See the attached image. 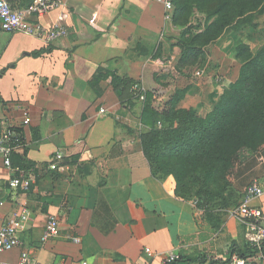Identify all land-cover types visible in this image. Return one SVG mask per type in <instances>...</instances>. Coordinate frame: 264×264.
<instances>
[{
    "label": "crops",
    "instance_id": "1",
    "mask_svg": "<svg viewBox=\"0 0 264 264\" xmlns=\"http://www.w3.org/2000/svg\"><path fill=\"white\" fill-rule=\"evenodd\" d=\"M63 1L39 17L47 27L62 24L69 31L50 44L49 53L34 56L49 45L0 25V132L2 122L20 129L27 166H33H19L23 149L12 155L13 166L32 180L15 197L11 170L0 155V227L15 211L29 210L18 229L22 244L0 253V264H19L24 251L30 264H167L170 252L194 259L180 264H225L242 257L235 249L246 253L247 264H261L244 224L230 213L235 205L216 213L222 220L217 230L203 231L194 204L173 196L153 175L143 156L144 102L130 90L119 96L113 84L114 74L140 82L154 93L159 110L161 100L181 89L178 107L205 117L239 76L235 48L241 34L227 29L208 46L203 67L178 71L181 27L167 18L162 2ZM227 63H237V72L222 81L208 77L211 67L228 72ZM198 70L205 73L198 76ZM58 151L64 161L54 170L50 163ZM255 179L264 186V146L231 175L233 204ZM251 204L264 212V195ZM53 214L59 233L45 240Z\"/></svg>",
    "mask_w": 264,
    "mask_h": 264
},
{
    "label": "trees",
    "instance_id": "2",
    "mask_svg": "<svg viewBox=\"0 0 264 264\" xmlns=\"http://www.w3.org/2000/svg\"><path fill=\"white\" fill-rule=\"evenodd\" d=\"M21 1L14 6L25 7L33 2ZM173 2L172 21L184 27L178 40L181 48L178 71L203 67L208 46L227 29L252 37L258 29L256 15L264 13V0ZM199 18H203L204 23ZM51 50L49 45L33 55L38 57ZM235 58L241 63L238 78L224 90L205 117L198 116L194 110L178 107L185 94L181 89L162 110L153 105L154 93L144 92V160L173 196L194 204V217L203 231L216 230L222 224L220 217L209 209L211 203H217L221 209L239 204L231 200L230 177L239 165L255 157L264 146V45L253 53L250 43L243 40L235 48ZM135 83L137 81L130 78L113 75L119 96L130 90L132 97L139 98L132 90ZM18 153L19 166L33 168L27 166L24 148ZM235 251L245 257L242 249ZM186 259L194 260L180 255L179 259L167 264H180Z\"/></svg>",
    "mask_w": 264,
    "mask_h": 264
},
{
    "label": "built area",
    "instance_id": "3",
    "mask_svg": "<svg viewBox=\"0 0 264 264\" xmlns=\"http://www.w3.org/2000/svg\"><path fill=\"white\" fill-rule=\"evenodd\" d=\"M162 2L167 9V18L172 19L174 10L173 0H157ZM64 5L63 0H33L31 4L25 7H17L10 0H0V25L8 33L21 32L28 36L35 37L50 45L57 40L69 35L68 28L62 24L47 27L39 21V17L49 11L60 8ZM205 70H198L196 74L202 76ZM132 90L139 96V99H146L145 89L140 82L133 85ZM104 111V109H101ZM31 118L28 113H24L23 124L28 125ZM3 129L0 132V155L3 157L5 166L11 170L10 187L13 195L18 196L19 190L28 191L32 186V180L25 171L20 170L12 164V155L25 147L23 135L16 126H8L2 122ZM64 161V154L58 151L54 160L50 163L51 169H61L60 164ZM23 173V174H22ZM264 195V186L255 179L246 187L242 201L231 209V215L242 222L246 228L245 237L247 242L254 247L258 253L261 264H264V212L255 206L251 201ZM29 219V210L23 209L15 211L8 221L0 227V253L13 249L22 244L18 235V229L22 223ZM59 233V220L56 215H50L49 222L44 234V239L49 240ZM180 255L170 252L165 255V262L177 260ZM244 257L233 256L225 264H247ZM19 264H30L29 253L24 251ZM76 264H89L87 260Z\"/></svg>",
    "mask_w": 264,
    "mask_h": 264
},
{
    "label": "rangeland",
    "instance_id": "4",
    "mask_svg": "<svg viewBox=\"0 0 264 264\" xmlns=\"http://www.w3.org/2000/svg\"><path fill=\"white\" fill-rule=\"evenodd\" d=\"M198 19V18H197ZM256 22L258 23V29L256 31V33L253 34L252 37H248L246 34H241V38H243L244 40H246L248 43H250L253 51L255 52L256 50H258L260 47H262L264 45V13L261 14H257L256 15ZM199 21H201L202 23H204L203 18H199ZM195 23H197L195 21ZM182 27V26H181ZM182 29H184V27L181 28V31H183ZM194 30L196 31L197 28H194ZM238 63H240L239 60H237ZM229 64L230 70H228V72H221L222 75L217 74L218 72L216 71V69L211 67V71H210V76L212 81H222L224 80L225 76L227 77V75L230 72H237V70L239 69L237 63L236 64H232V63H227V65ZM224 73V74H223ZM155 99V98H154ZM168 98H165L163 100H161L159 107H168V103L169 101H166ZM142 101V100H141ZM156 99L153 101L155 103ZM166 101V102H165ZM164 104V105H163ZM209 209H211V211H213V213H218L219 211H223L224 209H221L219 207V205H217V203H211L209 205ZM217 230V229H216Z\"/></svg>",
    "mask_w": 264,
    "mask_h": 264
}]
</instances>
